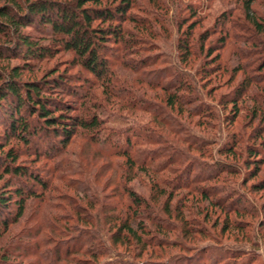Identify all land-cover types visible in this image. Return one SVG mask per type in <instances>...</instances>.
I'll return each instance as SVG.
<instances>
[{"label":"trees","instance_id":"1","mask_svg":"<svg viewBox=\"0 0 264 264\" xmlns=\"http://www.w3.org/2000/svg\"><path fill=\"white\" fill-rule=\"evenodd\" d=\"M212 6L217 7H213L215 15L210 12ZM206 8L210 10L201 12V0H0V60L22 56L28 62L44 61L64 52L72 55L71 64L80 70L71 88L66 73L51 71L39 80L20 81L27 64L10 69L8 74L0 68V101H5L0 102V172L11 176L6 186H12L17 197L9 217L12 198L0 193V237L9 224L24 216L28 201L49 202L55 193L71 213L54 218L63 221L62 227H52L58 238L40 252L39 264H196L184 254L189 247L202 257V264H213L219 257V264L246 260L237 258L239 252L227 250L206 254L211 246L196 248L185 240L196 234L211 238L203 225L194 226L200 223L191 217V207L212 225L213 209L224 213L221 231L231 227L228 209L248 210L247 200L233 188L235 183L219 180L222 173H236V168L222 161L212 165L197 161L187 151L205 152L207 145L190 132L192 118L200 129L214 125L211 119L217 118L214 106L203 102V97L218 101L227 125L245 107L247 98L253 104L244 124L249 128L252 120L259 118L262 132H228L230 141L220 150L236 160L247 137L242 164L251 162L256 167L246 177L260 171L264 163V48L260 47L264 46V0H207ZM210 16L216 19L213 25L203 26ZM34 22L47 26L43 29L47 39L22 30ZM45 39L47 42H42ZM162 40H174L179 66L169 67L156 52L148 54L147 50L159 48ZM228 51L236 57L233 67L221 61ZM196 60L198 79L186 71ZM237 76L230 92L213 96L215 89L228 87ZM251 86L259 87L262 95L250 96ZM52 91L71 98L53 96ZM100 101L144 113L147 118L116 125L122 122L109 121V116L100 114ZM228 109L232 115L227 114ZM35 116L41 118L42 125L32 123H39ZM77 138L85 144L84 151L89 149L90 158L106 160L103 166L107 171L113 168L118 172L108 192L102 188L109 180L97 188L89 178V161L69 157L68 145L80 142ZM13 139L25 149L34 146L30 152L35 159L50 161L46 178L16 164L18 148L3 152V145ZM209 168H213L211 172L201 174ZM134 178L147 182L148 197L128 186ZM22 179L29 180L26 183L31 186ZM57 180L71 185L77 198L64 195L63 184H53ZM258 187L254 189L264 188V183ZM234 200L243 204L232 206ZM190 201L191 207L186 203ZM121 245L126 249H119ZM12 247L0 264H14L10 256L19 252L20 245ZM122 252L130 260L121 259Z\"/></svg>","mask_w":264,"mask_h":264},{"label":"rangeland","instance_id":"2","mask_svg":"<svg viewBox=\"0 0 264 264\" xmlns=\"http://www.w3.org/2000/svg\"><path fill=\"white\" fill-rule=\"evenodd\" d=\"M186 1V0H184ZM207 6V0H201V12H204L206 10H210L211 14H216V9L218 7L212 6V8L208 9ZM215 7V8H213ZM260 10H263L261 6H258ZM171 13V11H169ZM214 19V20H213ZM216 19L213 18V16L208 17L205 22L203 23V26H210L213 25V22ZM41 26L38 23H33V26L23 28L22 30L26 32L27 34L31 35L32 37H36L39 35H45L46 39L49 36L47 33H45V29L47 26ZM229 27V23H225V28L227 29ZM173 32H175L173 30ZM259 36V35H258ZM174 37V33L172 34V38ZM171 38V39H172ZM43 40L42 42H47V40ZM151 42H154L151 40ZM174 40L168 41V40H162V42H159V48L156 47L155 50H153V47L148 49V54H153L154 52L161 55L160 58H163L168 66H179L177 51L174 49ZM155 46L156 43L154 42ZM158 45V44H157ZM154 46V45H153ZM262 48L264 46L261 44ZM17 53V51H16ZM11 57L5 60H0V68L3 69L7 74L9 73L10 69L16 67V66H22L23 64H27L26 68H23L21 71V75L19 76L20 81H29V80H39L42 78V75H46L47 73L52 72H59V73H66V80L68 81V86L72 88L74 86L73 84L77 83L75 81V77L77 76V73L80 71L79 67L71 64L70 60L73 58L71 54L68 53H61L54 55V57L50 58L49 60L41 61L32 59L29 62L27 59L22 58V56ZM223 62L227 63L229 67H233L236 64V57L234 55L231 56L229 54V51L227 53H224L222 60ZM30 64H28V63ZM226 64V65H227ZM197 67V60L195 62L194 67L188 68L186 70L189 72V74L195 78H197V75L194 74V68ZM31 69V71H28V69ZM2 71V72H3ZM1 73V72H0ZM263 77H264V69L262 71ZM85 75L88 76L86 73ZM239 76V75H238ZM236 77L234 81L229 85L228 87L225 86L223 88H218L213 91V96H216L218 98L221 94L230 92L231 86L235 83V80H237L239 77ZM90 78V77H89ZM65 80V81H66ZM64 81V82H65ZM1 83V82H0ZM1 85V84H0ZM255 86V85H254ZM252 87L249 89V95L252 97L260 96L262 95L259 87ZM51 95L59 96L62 99H70L68 95H64L62 93H56L52 91ZM12 99V98H11ZM73 100V98L71 99ZM203 102L208 103L209 105H213L214 109L213 112L217 113V118H212L214 125H210L207 127V125H204L202 129L200 127L194 126V118H192L191 122V128L190 132L194 134V136L203 138L205 142H207L206 147L204 146L205 152H198L195 150H188L187 154H189L192 158L195 157L197 161L213 164L216 161H222V163H225L226 165H230L234 168H236V173H222L219 180L226 182V184L229 181H232L235 183L233 188L237 190L238 194H242L243 198L247 200V202L244 204L246 207L250 208V211H242V212H234L231 209H228L229 211L226 212L228 217L231 220V227L228 226L229 229L226 231H221L223 228V224L225 223L224 213L220 212L217 209H213V214H211L210 219L213 221V226L210 222H206L202 220V216L200 214H197L198 209L196 212H194V208L191 207L194 204V207L197 204L194 200L198 198V195H196V198L193 200L194 203L192 204V201L186 202L189 204V207L193 210V214H191V217L198 218V222L200 224L194 225L195 227H202L203 229H206L211 238H208L206 236H202L199 234L194 235V239H190L189 237H185V240L189 243H194L196 245V248H199L200 246H211V248L206 252H216L218 251L224 253L227 251L232 252H239L237 258L241 257L245 258L246 260L240 261L237 259V261H227L228 264H264V188L260 189H254L260 186L262 183H264V163L259 167L260 171L251 178H247L248 173L253 172L255 170L256 164L255 163H249L247 165L242 164V159L246 156L245 151V145L249 143V140H247V137H244V143L242 147V153L239 156L238 159L233 160L231 157H226L224 153H221L222 149L226 143L230 141V134L228 132L232 133L234 130L240 131L242 133L248 134L250 129H253V131H257L258 129L261 130L263 122L258 118L252 120V126L249 128L247 127L245 122L248 121L247 115L249 114V110L251 105L253 104L251 100L247 99L243 103L245 107L240 110L238 113V116L234 118V121L232 124H226V116L224 115V111L222 107L219 105L218 101H211L209 98L203 97ZM2 104L4 99L0 101ZM7 102V100H6ZM101 106H103V110L100 111V114L102 116H109V121L113 120L116 122H122L117 123L116 125H126L130 123L132 120H141L143 117L147 118V116L144 113H139L133 110L125 109V108H119V106H114L109 103H106L105 101H100ZM11 104V101H10ZM3 108V107H1ZM25 108V107H24ZM24 108L21 109V114H26L24 111ZM4 109V108H3ZM118 109V110H117ZM227 114L232 112L231 109H228ZM227 115V116H229ZM232 115V113H231ZM142 117V118H141ZM36 119L39 123L32 122L33 124H39L42 125V122L39 120V117L35 116L33 119ZM138 119V120H137ZM205 120V119H203ZM109 126H112L114 124L110 123ZM251 131V132H253ZM262 132V130H261ZM260 132V133H261ZM1 139V138H0ZM11 139V138H10ZM80 142H74L72 141L68 145L69 150V157L74 160H80L79 157L84 158L89 161L92 165H89L90 168H87V171L90 173L89 178L93 180L97 188H102L105 183H107V180H109V184L102 188L103 192H108L112 186H114L115 177L118 175V172L115 169H109L107 171V166H103V164L106 162V160L97 158H90L89 156V149L86 148L84 151L82 149L85 144L77 138ZM6 144H4L3 152L8 150L9 148H18L19 157L16 162V164L21 165L22 167H26L28 172L33 171L41 175L42 177H47V167H51L50 161L43 159V158H37L35 159L33 155H31L30 148L33 149L34 146L25 147L23 144L19 143V141L13 140H7ZM251 142V141H250ZM43 147V146H42ZM39 148L43 153L46 152L44 148ZM80 147V148H79ZM84 148V147H83ZM28 151V153L22 154L23 152ZM245 151V152H244ZM76 152V153H75ZM241 152V150H240ZM79 153V154H78ZM79 156V157H78ZM195 167H193L194 169ZM98 169L100 171H98ZM213 168L204 169L201 171V174L209 173L212 171ZM202 170V169H201ZM195 170L193 171V173ZM87 175V174H86ZM88 177V176H87ZM10 180L11 176L2 174L0 172V193L5 194V197H10L12 202L10 203V206L8 208L9 210V217H12V212H14L15 205L13 203V200L17 197L13 195V187L12 186H6V180ZM23 182L26 183V181L30 182L29 180L22 179ZM221 182V184H224ZM63 184V190L64 195H67L69 198H77L73 188L69 184H64L63 182L54 181L53 184ZM28 186L31 184L26 183ZM128 186L133 189L135 192L141 194L142 196L148 197L150 193V188L147 182L140 178H134L131 181L128 182ZM259 188V187H258ZM105 192V193H106ZM104 193H102L103 195ZM229 194H232L229 192ZM228 194V195H229ZM54 198L51 199L49 202L45 203H37L38 201L30 200L27 203V206L25 208V214L20 219L18 223H11L9 224V228L6 232H4L0 237V261L3 258V254H5L6 251H8L10 248L12 250L13 244H19L20 248L17 249L19 252L14 254V256H10V260L14 262V264H39L38 260L40 258V252H42L45 248H49L52 245V240H56L58 238V234L54 232L52 229L53 226L55 227H62L63 221H54V218L60 217V214H70L71 210L66 205V203L62 199H58L55 196V193H53ZM228 195H225L226 198H224L226 201H229ZM233 195V194H232ZM36 198V197H34ZM194 198V197H193ZM191 199V198H189ZM177 200V198H173V201ZM34 201V202H33ZM204 202V201H202ZM206 204V202H204ZM243 204V202H240ZM240 203H236L235 200L233 203H230L232 206H239ZM66 205V206H65ZM55 206V207H53ZM59 206V207H58ZM237 221V223H235ZM217 221V223H216ZM233 221V224H232ZM226 226V225H225ZM237 227V228H236ZM60 234H65V230L59 229ZM58 230V231H59ZM105 239V236L102 235ZM185 241V242H186ZM13 244H12V243ZM186 242V243H187ZM10 243V244H9ZM186 245V244H185ZM118 246V245H117ZM190 246H193L190 244ZM119 249H126L124 245L119 246ZM189 250L186 251L187 256L190 258L193 257L194 260H196V264H202L203 259L200 255H197V253H193L192 247L188 248ZM176 251L179 250L178 248L175 249ZM181 250V249H180ZM13 251V252H14ZM206 254L204 258L206 257ZM156 256V255H155ZM153 257L156 259V257ZM130 256L126 252L121 253V259L123 260H130ZM145 256L141 257L144 258ZM224 257V256H223ZM212 258V257H211ZM220 258V257H219ZM219 258H216L213 261V264H219ZM229 259V257H226V259ZM240 258V259H242ZM214 259V257H213ZM239 260V261H238ZM62 263V262H60ZM62 264H71V263H65Z\"/></svg>","mask_w":264,"mask_h":264}]
</instances>
